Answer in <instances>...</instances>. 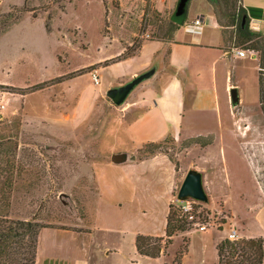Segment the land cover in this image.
<instances>
[{
	"label": "rangeland",
	"instance_id": "1",
	"mask_svg": "<svg viewBox=\"0 0 264 264\" xmlns=\"http://www.w3.org/2000/svg\"><path fill=\"white\" fill-rule=\"evenodd\" d=\"M122 1L126 13L110 0H0V151L12 164L9 188L0 177L7 219L94 234L92 250L107 241L121 245L125 254L107 259L96 251L97 262L131 264L125 258L132 254L134 234L160 238L163 247L168 207L182 216L186 201H177V193L194 169L202 175L208 201L187 200L193 216L185 218L187 231L177 232L157 258L130 260L216 264V245L231 230L236 241L264 231V103L259 102L258 69L255 74L251 66L240 76L237 106L220 97L216 109L193 110L189 96L199 98L197 83L202 89L211 84L204 75L192 79L193 91L184 89L178 113L182 134L147 138L154 134L145 123L135 133L137 92L121 106L106 97L108 89L132 78L118 79V67L111 66L118 62V42L103 39L112 35L101 27L111 3L110 25L129 57L142 42L163 40L170 18L154 14L151 0ZM210 8L224 24L222 8ZM75 20L84 26L76 28ZM146 142L159 143L158 150L145 147ZM118 153H127L130 162L113 165L111 156ZM196 224L206 225L205 231ZM87 242L85 236L77 239L80 246Z\"/></svg>",
	"mask_w": 264,
	"mask_h": 264
},
{
	"label": "crops",
	"instance_id": "2",
	"mask_svg": "<svg viewBox=\"0 0 264 264\" xmlns=\"http://www.w3.org/2000/svg\"><path fill=\"white\" fill-rule=\"evenodd\" d=\"M116 1L119 3V9L121 8L124 13L128 12L127 8H123L122 0H110L111 3ZM140 1L143 2V0ZM177 2L178 0H171L169 3L164 0H156L152 4V10L161 19H168L171 18ZM111 3L109 4L111 6L108 11L109 15H105L106 19L101 29L106 27V33L112 35V39H109L107 35L103 39L118 42L119 47L116 46V48L119 51L116 55L121 56L124 54V51L119 49L122 48V43L118 41L119 38L116 36L118 33L113 29V25H110L114 17ZM187 3L185 23L199 17L202 21L200 32L191 33L181 25L174 33L172 42L144 41L135 55L120 59L111 65L118 67L116 72L118 79L127 76L132 78L156 66V72L152 78L142 82L132 91L133 93L137 92L139 101L134 104L137 105L135 110L140 112L133 125L134 132L138 130L140 123H145L143 124L146 126L145 129L149 127L151 134H154V137L150 135L147 138L161 140L172 135V132H175V134L183 133L179 126L181 117L178 113L180 112L184 89L185 91H193V78L201 80L205 75L211 81V84L209 87L202 89L197 83L196 87L198 89L196 88V91L199 93V98L194 95L189 96L193 98L191 99L193 101L192 109H216L220 97L224 99L228 97L230 100V90L232 88L239 89L242 80L240 76H244L246 68L247 71H250L252 66L254 72H257L258 69L256 57L246 56L240 58L233 53L229 34L224 33L223 29L218 26L211 12L210 4L206 0H190V3ZM240 5L247 13L249 10L256 11L259 18L250 16L249 19L255 20L259 24L256 27L250 26V29L261 33L262 23H264V0H240ZM93 21L90 18V23ZM81 22L84 23L82 20L80 22L78 20L74 21L76 28L84 26ZM132 35L135 34L132 33ZM127 46H130V43H127ZM182 81L184 85H182ZM96 228V232L115 233L114 229ZM81 236L88 238L89 243L80 246L77 239ZM93 236L94 234H91L87 237L71 230L43 229L40 233L36 264H100L93 257L96 251L103 257L106 256L107 259L115 255L125 257L121 245H110V242L107 241L103 243L102 247L92 250L88 245L92 244L90 240L93 239ZM136 236L137 234L132 236L131 242L133 244ZM258 237L264 239V231H259L245 238ZM134 255L138 258L142 257L136 252L133 245L132 254L125 258L126 263H134L130 260L135 257ZM262 264H264V257Z\"/></svg>",
	"mask_w": 264,
	"mask_h": 264
},
{
	"label": "trees",
	"instance_id": "3",
	"mask_svg": "<svg viewBox=\"0 0 264 264\" xmlns=\"http://www.w3.org/2000/svg\"><path fill=\"white\" fill-rule=\"evenodd\" d=\"M210 6L222 8L225 23H220L215 17L219 27L230 33V45L232 49L252 51L258 60V87L259 102L264 103V36L250 29V16L258 17L256 11L247 13L240 5V0H206ZM155 14V13H154ZM7 22L10 15L6 16ZM185 18L183 23H185ZM6 22V23H7ZM182 23V25H183ZM168 28L163 31L164 39L160 41L172 42L173 35L179 26L169 19ZM181 26V25H180ZM127 56L124 54L116 60ZM264 114V110H263ZM145 147L158 150L159 143L146 142ZM152 152V151H150ZM153 155V154H152ZM12 164L8 161V155L0 151V177L6 180L5 187L11 186L10 177ZM2 191V189H1ZM0 191V264H35L36 253L39 244V233L44 226L31 221H9L7 219L8 202L5 193ZM185 218L179 216L172 206L168 207V215L164 228L165 242L162 247V239L137 235L134 247L136 252L146 258L155 259L169 243L177 232L187 231ZM154 241V245L151 243ZM217 264H262L264 257V239L262 237L249 238L247 240L230 241L221 240L216 245ZM183 252L182 254H184Z\"/></svg>",
	"mask_w": 264,
	"mask_h": 264
},
{
	"label": "water",
	"instance_id": "4",
	"mask_svg": "<svg viewBox=\"0 0 264 264\" xmlns=\"http://www.w3.org/2000/svg\"><path fill=\"white\" fill-rule=\"evenodd\" d=\"M187 1L188 0H178L175 11L170 18L171 22L177 24L178 26L182 25L183 23ZM155 72L156 66L152 67L146 72L133 76L130 81L123 85L118 84L115 87H111L107 90L106 97L115 106H121L126 101L130 93L142 82L152 78ZM229 98L232 106H237L239 104L238 92L235 88L230 90ZM129 162L130 158L127 153H118L111 156V163L113 165L121 166ZM187 200H194L204 203L208 201L202 186V175L194 169H190L186 173L177 193V201L184 202Z\"/></svg>",
	"mask_w": 264,
	"mask_h": 264
},
{
	"label": "built area",
	"instance_id": "5",
	"mask_svg": "<svg viewBox=\"0 0 264 264\" xmlns=\"http://www.w3.org/2000/svg\"><path fill=\"white\" fill-rule=\"evenodd\" d=\"M151 1H156V0H151ZM259 22L249 19V26H254L256 27ZM183 26L188 29L189 32L194 33V32H200L202 30V21L199 17L194 18L188 23H183ZM261 34L264 36V23H262L261 27ZM142 37L148 38V35H142ZM233 53L240 58H244L246 56H251L253 57L255 54L252 51H244L241 49H233ZM255 57V56H254ZM92 81L94 84L98 85L99 80L97 77V74L93 73L92 74ZM180 212L182 213V216L186 218V220H192L193 216L191 215V201H186L185 205L180 206ZM198 231H205L206 225H200L196 224ZM227 239L230 241H236L238 239V236L236 235L235 230H231L227 236Z\"/></svg>",
	"mask_w": 264,
	"mask_h": 264
}]
</instances>
